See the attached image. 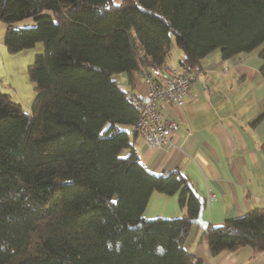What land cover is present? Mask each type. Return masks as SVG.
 Here are the masks:
<instances>
[{"label": "trees", "instance_id": "obj_1", "mask_svg": "<svg viewBox=\"0 0 264 264\" xmlns=\"http://www.w3.org/2000/svg\"><path fill=\"white\" fill-rule=\"evenodd\" d=\"M0 22L9 54L43 47L27 67L31 111L0 91V264H200L184 248L200 201L179 172L141 163L128 99L141 98L116 76L167 66L174 42L184 75L215 50L260 49L264 82V0H0ZM153 192L185 215L145 220ZM201 239L212 256L264 253V211Z\"/></svg>", "mask_w": 264, "mask_h": 264}, {"label": "crops", "instance_id": "obj_2", "mask_svg": "<svg viewBox=\"0 0 264 264\" xmlns=\"http://www.w3.org/2000/svg\"><path fill=\"white\" fill-rule=\"evenodd\" d=\"M21 23L19 27L28 25ZM5 32L6 26L0 22V91L22 105L18 97L23 99L34 92L27 67L32 64L37 50L34 47L33 53L28 49L9 54L3 43ZM259 51L226 60L221 58L219 50L213 51L201 60L199 69L194 72L195 79L183 97L182 106L158 102L164 120L175 123L172 149L157 151L148 147L140 136L136 137L134 148L147 170L154 174L179 172L205 200L203 219L207 225L220 226L253 209L264 211V155L261 150L264 118L253 123L264 106V82L260 74L263 61ZM177 57L179 63L182 52H177ZM167 66L179 69L178 64ZM131 78L130 85L124 74L116 76L122 88L132 89L136 97L145 99L147 86L142 76L136 72ZM13 92H17L18 97ZM31 103L28 102L27 109ZM209 194L214 195V199L207 200ZM177 197L153 192L143 218L183 217L186 211L179 206ZM203 232L191 225L184 242V248L194 261L199 260L200 264H264V253L246 247L212 256L201 239Z\"/></svg>", "mask_w": 264, "mask_h": 264}, {"label": "built area", "instance_id": "obj_3", "mask_svg": "<svg viewBox=\"0 0 264 264\" xmlns=\"http://www.w3.org/2000/svg\"><path fill=\"white\" fill-rule=\"evenodd\" d=\"M140 74L147 86V100L128 98L137 112V122L132 132L140 136L148 147L168 151L174 147L171 136L175 123L164 120L158 102L166 101L177 107L182 106L183 97L195 75H184L179 69L167 66H148ZM212 199L214 195L209 194L207 200Z\"/></svg>", "mask_w": 264, "mask_h": 264}, {"label": "rangeland", "instance_id": "obj_4", "mask_svg": "<svg viewBox=\"0 0 264 264\" xmlns=\"http://www.w3.org/2000/svg\"><path fill=\"white\" fill-rule=\"evenodd\" d=\"M22 23H25V24H28V25H26V26H30L33 22H32V18H30V19H26V20H24ZM21 23V24H22ZM33 49V48H32ZM32 49H30V50H32ZM35 49L37 50V53H36V55L37 54H40L41 52H42V44H37L36 46H35ZM177 52L178 53H181V50L175 45V43L173 42L172 43V53H171V56H170V58L167 60V64H170V65H173V66H177V64H178V57H177ZM32 53H33V50H32ZM36 55H34V56H36ZM34 60V59H33ZM32 63H33V61H32ZM175 68H177V67H175ZM27 76H28V74H27ZM31 82V81H30ZM29 82V83H30ZM34 85V84H33ZM32 88V91H33V87H31ZM14 93V95L15 96H17L18 97V93L17 92H13ZM34 92H29L28 93V96H24V98L23 99H20L19 97H18V99L20 100L19 101V103H21L22 105H20L21 106V108H22V110L24 111V112H27V113H29L30 111H31V107H29V109H27L28 108V102L30 101V102H33V100H34ZM12 99V98H11ZM13 101H14V99H13ZM32 104V103H31Z\"/></svg>", "mask_w": 264, "mask_h": 264}, {"label": "water", "instance_id": "obj_5", "mask_svg": "<svg viewBox=\"0 0 264 264\" xmlns=\"http://www.w3.org/2000/svg\"><path fill=\"white\" fill-rule=\"evenodd\" d=\"M142 100L146 101L147 98L142 99ZM191 191L195 195V197H198V199L200 201V208H199L198 216L193 220H189V223L192 225L198 226L202 230H205L206 227L208 226L207 221H205L203 219V211H204L205 201L201 196L198 195V193L192 187H191Z\"/></svg>", "mask_w": 264, "mask_h": 264}, {"label": "clouds", "instance_id": "obj_6", "mask_svg": "<svg viewBox=\"0 0 264 264\" xmlns=\"http://www.w3.org/2000/svg\"><path fill=\"white\" fill-rule=\"evenodd\" d=\"M205 201V200H204Z\"/></svg>", "mask_w": 264, "mask_h": 264}]
</instances>
